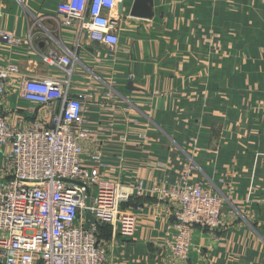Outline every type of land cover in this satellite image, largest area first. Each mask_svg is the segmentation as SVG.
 Wrapping results in <instances>:
<instances>
[{
  "label": "crops",
  "instance_id": "0c3cea01",
  "mask_svg": "<svg viewBox=\"0 0 264 264\" xmlns=\"http://www.w3.org/2000/svg\"><path fill=\"white\" fill-rule=\"evenodd\" d=\"M247 1L254 23L244 91L238 60L231 64L234 75L223 81L203 86L188 79L187 56L192 66L197 61L187 45H177L173 27L182 1L145 0L134 15L136 0H123L124 12L116 15L120 42L111 48L86 36L78 46L76 31L62 25L54 0H0V27L22 40L14 48L0 43V63L19 67L5 112L14 121L33 117L38 107L23 98V79L65 78L44 56L52 48L70 50L76 56L72 92L90 94L85 103L93 139L85 149L102 154L105 177L144 183V195L122 205L136 212L134 235L124 238L104 225L106 264H162L158 255L174 206L151 189L184 178L226 199L223 226L216 232L196 227L185 264H264V0ZM256 15H262L258 24ZM106 93L112 94L109 101ZM113 233L116 241L110 240Z\"/></svg>",
  "mask_w": 264,
  "mask_h": 264
},
{
  "label": "built area",
  "instance_id": "2783aa9c",
  "mask_svg": "<svg viewBox=\"0 0 264 264\" xmlns=\"http://www.w3.org/2000/svg\"><path fill=\"white\" fill-rule=\"evenodd\" d=\"M54 1L62 25L76 31L78 46L83 36L118 46L116 15L123 0ZM1 42L14 48L22 40L0 27ZM44 60L65 78L23 79L22 96L38 110L16 121L4 103L19 67L10 60L0 63V264H106L109 241L101 235L102 225H113L124 238L133 236L136 212L122 205L142 197L146 188L141 179L128 185L105 177L102 154L85 149L93 139L86 118L90 94L72 92L76 56L52 48ZM111 97L106 93L107 101ZM184 179L151 189L174 206L158 255L162 264L189 260L196 227L216 232L224 224V195ZM111 238L116 241L115 234Z\"/></svg>",
  "mask_w": 264,
  "mask_h": 264
},
{
  "label": "rangeland",
  "instance_id": "374dc122",
  "mask_svg": "<svg viewBox=\"0 0 264 264\" xmlns=\"http://www.w3.org/2000/svg\"><path fill=\"white\" fill-rule=\"evenodd\" d=\"M179 1H182L185 7L175 11L173 20V27L178 31L177 45L181 47L187 45L192 58L197 61L192 66L195 62L187 56V64L190 65V67L187 66L188 79L191 82H201L203 86L212 84L217 78H222L220 81H223L234 75L232 73L235 69L232 70L231 64L238 60L237 71L241 79V88L247 91L245 77L250 54L248 45L253 38L250 29L254 23L253 15H249L248 1ZM260 16L262 15H256L257 24L261 19ZM196 48H201L203 51L199 52ZM177 50H179L178 47ZM231 88L229 81L224 84L227 95L230 94ZM214 142V147H217V140ZM259 243L262 244V241Z\"/></svg>",
  "mask_w": 264,
  "mask_h": 264
},
{
  "label": "water",
  "instance_id": "95a60500",
  "mask_svg": "<svg viewBox=\"0 0 264 264\" xmlns=\"http://www.w3.org/2000/svg\"><path fill=\"white\" fill-rule=\"evenodd\" d=\"M144 1L145 0H136L135 7H133V11H132V13L134 15H137L138 14L137 10H138V8H140V6H142V4L144 3ZM124 7H125L124 2H121L119 4V14H122L124 12ZM65 180H67V179H65ZM88 203H89V200H88Z\"/></svg>",
  "mask_w": 264,
  "mask_h": 264
},
{
  "label": "trees",
  "instance_id": "16d2710c",
  "mask_svg": "<svg viewBox=\"0 0 264 264\" xmlns=\"http://www.w3.org/2000/svg\"><path fill=\"white\" fill-rule=\"evenodd\" d=\"M104 229H105V227H104V225H102V227H101V235L103 236V232H104Z\"/></svg>",
  "mask_w": 264,
  "mask_h": 264
}]
</instances>
